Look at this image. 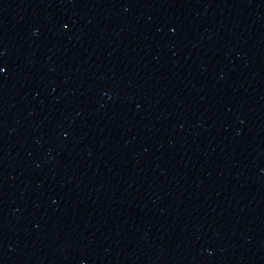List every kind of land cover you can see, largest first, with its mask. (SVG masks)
Masks as SVG:
<instances>
[{"label": "water", "instance_id": "water-1", "mask_svg": "<svg viewBox=\"0 0 264 264\" xmlns=\"http://www.w3.org/2000/svg\"><path fill=\"white\" fill-rule=\"evenodd\" d=\"M0 264H264V0H0Z\"/></svg>", "mask_w": 264, "mask_h": 264}]
</instances>
